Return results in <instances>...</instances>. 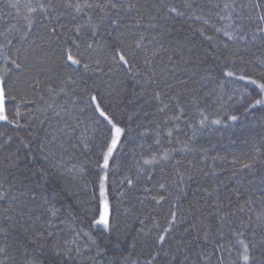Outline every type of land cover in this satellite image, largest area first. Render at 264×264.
I'll list each match as a JSON object with an SVG mask.
<instances>
[{"label": "snow or ice", "instance_id": "obj_1", "mask_svg": "<svg viewBox=\"0 0 264 264\" xmlns=\"http://www.w3.org/2000/svg\"><path fill=\"white\" fill-rule=\"evenodd\" d=\"M256 111L264 0H0V264H264Z\"/></svg>", "mask_w": 264, "mask_h": 264}, {"label": "trees", "instance_id": "obj_2", "mask_svg": "<svg viewBox=\"0 0 264 264\" xmlns=\"http://www.w3.org/2000/svg\"><path fill=\"white\" fill-rule=\"evenodd\" d=\"M153 111V109H149ZM261 112L256 111L254 114L249 115L247 120L243 123H237L231 128L225 130L223 126H217L220 131L212 132L211 134L202 133L195 137L192 142V147L195 149H207V160H203L200 156L188 157L189 159H194L198 164V168L202 171H209L213 167V158L215 157H226L228 162L216 160L215 168L217 171L222 172L220 179L224 180L231 175L229 169L231 168V158L232 154L239 153L245 150V142L251 137L264 134V124L261 122ZM139 123L147 124L146 120H137L131 125L133 129V136L136 135V126ZM140 133L144 132V129H139ZM180 139H185L186 137H191V129L181 125V130L176 133ZM142 143H152L151 139L148 140H137L136 143L129 144L130 149H136L139 151L138 145ZM179 158V157H178ZM208 186V182L202 175L197 176V183L194 185L192 191L189 194L188 199L191 200L193 197H199V187Z\"/></svg>", "mask_w": 264, "mask_h": 264}]
</instances>
